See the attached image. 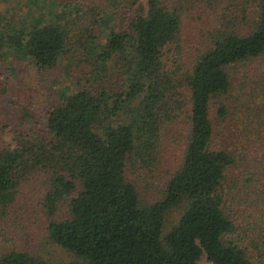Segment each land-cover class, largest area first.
<instances>
[{"label": "trees", "instance_id": "obj_1", "mask_svg": "<svg viewBox=\"0 0 264 264\" xmlns=\"http://www.w3.org/2000/svg\"><path fill=\"white\" fill-rule=\"evenodd\" d=\"M118 1L128 15L102 13L93 1L57 0L59 17H35L7 39L0 28V50L29 58L37 70L64 51L82 56L81 63L68 61L62 75L76 73L72 87L55 92L41 127L19 130L12 146L0 144V238L11 243L0 264H196L201 253L212 264H264V172L243 167L231 176L232 153L212 142L214 127L231 114L230 69L264 56V0H255L244 31H214L187 66L183 5ZM97 28L104 33L98 40ZM14 71L0 52V97ZM248 81L259 104L249 96L239 106L262 137L264 71L256 67ZM4 116L0 107L1 132ZM28 116L23 111L19 119L28 124ZM181 123V157L161 196L143 200L136 167L150 169L166 134ZM173 209L177 216L167 221ZM34 220L65 258L29 247Z\"/></svg>", "mask_w": 264, "mask_h": 264}, {"label": "rangeland", "instance_id": "obj_2", "mask_svg": "<svg viewBox=\"0 0 264 264\" xmlns=\"http://www.w3.org/2000/svg\"><path fill=\"white\" fill-rule=\"evenodd\" d=\"M80 1L78 0V2ZM86 1H93L98 7V11L102 13L116 10L126 16L130 9L124 1ZM56 2L57 0H0V28L6 26L3 35L7 39L9 34L12 35L17 30H22L24 33L28 25L38 16L42 21L52 20L54 16L59 17L60 8L58 7L60 6ZM176 2L185 8L181 27L184 66H187L188 57L193 56L196 49L204 45L208 36L214 31L225 28L244 31L255 17V0H176ZM57 19L59 20V18ZM100 31V28L94 30L99 35L96 40L104 34L102 32L100 35ZM0 52L6 62L12 63L15 68L14 75L8 79L7 90L0 97V107L5 112L4 121L6 125L3 128L4 131H0V144L12 146L14 137L19 130L28 131L30 128L34 130L41 127L44 120V108L53 99L57 90L71 89L70 81L76 76V73L73 72L67 79L64 78L62 72L68 61L72 64L81 63L79 59L82 56L79 50L74 51V53L64 51L59 54L53 65L44 70H37L29 58L17 57L18 55L14 50L6 51V48H3ZM246 64L231 68L229 71L231 88L227 93V100L230 101L231 114L214 127L212 136L213 143L221 144L234 157L233 164L229 169L231 176L238 174L243 167L264 172L263 133L262 137L255 135L254 131L257 129L255 118L251 114L247 115L246 110L239 106L241 100L244 97L249 98V96L250 103L253 100L259 104V93L256 96L254 93L249 94L246 83L249 82V86H252L248 79L249 76L253 75L256 67L264 71V56L248 61ZM108 67L111 68V63H108ZM89 68L90 66L87 70ZM113 75L114 73L107 75V81L115 80L116 77ZM98 80H100L99 77ZM23 111L30 114L28 124L19 119ZM262 128L263 126L260 130ZM183 139L181 123L174 126V129L166 134V138L163 139V151L159 153V158L150 165V169L142 166L136 167L135 180L139 179V181L137 180L138 191L143 200H153L161 196L165 177L181 157ZM238 187L237 200L242 209L243 206L247 205V202L244 199L245 194L241 190V185L238 184ZM258 206L264 212V202H259ZM176 216L177 209H173L167 216V221ZM40 228L38 220L31 223L29 231L26 232V242L29 247L51 255L55 260L65 258L66 254L63 251L45 240ZM10 245V241L0 238V253L8 250ZM196 264L212 263L201 253Z\"/></svg>", "mask_w": 264, "mask_h": 264}]
</instances>
